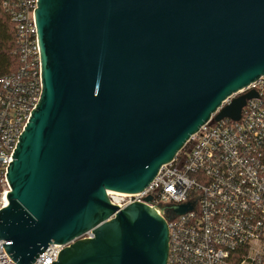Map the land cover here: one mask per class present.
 <instances>
[{
  "label": "water",
  "instance_id": "1",
  "mask_svg": "<svg viewBox=\"0 0 264 264\" xmlns=\"http://www.w3.org/2000/svg\"><path fill=\"white\" fill-rule=\"evenodd\" d=\"M34 17L40 100L7 168V255L166 264V220L107 193L142 191L212 115L240 118L254 90L221 105L264 75V0H37Z\"/></svg>",
  "mask_w": 264,
  "mask_h": 264
},
{
  "label": "built area",
  "instance_id": "2",
  "mask_svg": "<svg viewBox=\"0 0 264 264\" xmlns=\"http://www.w3.org/2000/svg\"><path fill=\"white\" fill-rule=\"evenodd\" d=\"M36 6L37 0H0L14 29L18 61L13 72L0 76V209L8 203L12 153L40 100ZM250 90L256 96L246 100L238 120L215 121L212 115L142 191L107 193L119 208L143 202L166 220V264H264V75L221 107ZM188 202L191 210L173 211ZM91 236L88 231L81 238ZM3 244L0 239V264H16ZM63 247L49 244L32 264H51Z\"/></svg>",
  "mask_w": 264,
  "mask_h": 264
},
{
  "label": "trees",
  "instance_id": "3",
  "mask_svg": "<svg viewBox=\"0 0 264 264\" xmlns=\"http://www.w3.org/2000/svg\"><path fill=\"white\" fill-rule=\"evenodd\" d=\"M15 47L14 29L9 15L0 8V76L9 74L17 68Z\"/></svg>",
  "mask_w": 264,
  "mask_h": 264
},
{
  "label": "bare ground",
  "instance_id": "4",
  "mask_svg": "<svg viewBox=\"0 0 264 264\" xmlns=\"http://www.w3.org/2000/svg\"><path fill=\"white\" fill-rule=\"evenodd\" d=\"M117 194H120V193H117ZM5 202L7 203V198H6V201Z\"/></svg>",
  "mask_w": 264,
  "mask_h": 264
},
{
  "label": "clouds",
  "instance_id": "5",
  "mask_svg": "<svg viewBox=\"0 0 264 264\" xmlns=\"http://www.w3.org/2000/svg\"><path fill=\"white\" fill-rule=\"evenodd\" d=\"M8 204V203H7Z\"/></svg>",
  "mask_w": 264,
  "mask_h": 264
}]
</instances>
